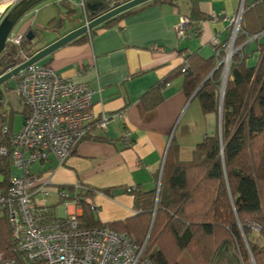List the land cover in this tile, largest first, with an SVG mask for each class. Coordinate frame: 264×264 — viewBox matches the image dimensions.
<instances>
[{
	"label": "crops",
	"instance_id": "1",
	"mask_svg": "<svg viewBox=\"0 0 264 264\" xmlns=\"http://www.w3.org/2000/svg\"><path fill=\"white\" fill-rule=\"evenodd\" d=\"M87 1L43 0L20 18L11 34L17 30L16 35L22 39L29 31L35 32L38 44L34 48L44 47L91 20L87 17ZM242 1L244 12L245 0H151L111 26L101 24L81 40L72 41L40 60L39 65L50 66L59 75L90 87L94 91L92 109L96 116L113 117L105 129L96 128L93 136L79 141L63 164L58 165L51 156L48 161L39 162V169L33 170L31 166V172L49 178L53 188L75 191V186H86L90 191L81 198L96 206L94 214L101 223L123 221L130 227L135 225L138 213L134 209V192L157 189V175H161L171 140L175 139L181 149L191 150L206 134L219 128V117L203 114L197 98L185 94L184 76L176 72L186 65L187 55L214 57V37L227 48L233 33L230 19L238 14ZM246 1L250 10L245 17L242 12L240 26L260 30L264 23V0ZM8 2L0 0V14ZM76 3L82 10L78 18ZM109 3L111 6L112 1ZM59 6L66 10V15H61ZM36 7L42 8L31 14ZM212 14L217 16L216 20L211 19ZM183 16L191 20L192 30L199 29V33L189 30L183 37L177 34L176 27ZM45 18L49 35L40 26ZM239 48L246 66H254L264 48V30L248 36ZM26 54L31 57L35 52ZM6 85L14 88V80ZM157 85L160 92L144 98ZM157 96L162 97L160 102L146 106L154 103ZM10 98L3 97V104L13 112V105L21 101L12 94ZM118 113L123 116H114ZM12 126L13 117L10 133ZM12 171L19 173L13 168ZM129 187L135 191L127 192ZM46 207V213L54 217L64 211L54 193ZM68 207L75 208L73 204Z\"/></svg>",
	"mask_w": 264,
	"mask_h": 264
},
{
	"label": "trees",
	"instance_id": "2",
	"mask_svg": "<svg viewBox=\"0 0 264 264\" xmlns=\"http://www.w3.org/2000/svg\"><path fill=\"white\" fill-rule=\"evenodd\" d=\"M247 2L245 0L244 17L250 10ZM135 8L101 26H111ZM87 17L92 19L94 16L87 12ZM260 28L264 30V23ZM260 30L240 26L234 47H240L248 36ZM33 34L35 37L32 40L26 34L21 39L20 48L26 53L38 50L31 48L38 37L35 32ZM219 49L217 56L215 50V56L209 59L187 55L186 65L183 64L176 73L184 76L187 97H191L201 84L195 98L203 114H218L221 107V132L218 128L206 134L191 150H183L175 139L171 140L161 176L157 175V182L160 180L158 195L156 189L134 192V209L138 213L133 221L135 225L130 227L123 221L101 223L91 210L90 203L81 198L90 190L82 189L74 194L73 188H69L70 197L76 199L83 211L79 217L81 227H105L126 232L139 244L146 239L143 254L150 264H179L166 255L163 244L159 245L165 237H170L179 251L189 250L199 264H242L241 260L250 263V257L258 264H264L262 249L252 241L249 225L253 221H264V189L261 188L264 182V48L257 63L250 67L246 66L240 49L233 54L221 105L222 65L209 75L218 64V59L225 54L226 46L219 45ZM12 50L13 47L8 46L2 51L0 70L21 61L13 57ZM6 88L13 89L10 85ZM159 92L160 86L157 85L144 98ZM161 99L157 96L154 103L146 106L155 105ZM26 113L23 107V117ZM12 117L13 112L4 107L0 92V148L11 149L13 133H10L9 126ZM12 172L8 155L0 153V175L4 177L0 191L8 188ZM45 217L46 221L54 218L49 212ZM219 232L224 233L223 238H219ZM0 252L4 258L20 259L5 215H0Z\"/></svg>",
	"mask_w": 264,
	"mask_h": 264
},
{
	"label": "built area",
	"instance_id": "3",
	"mask_svg": "<svg viewBox=\"0 0 264 264\" xmlns=\"http://www.w3.org/2000/svg\"><path fill=\"white\" fill-rule=\"evenodd\" d=\"M18 1L9 0L1 11L0 20ZM242 12L243 1L238 14L230 19L233 33L225 52L227 64L236 53L234 42ZM211 19L216 20L217 16L212 14ZM176 30L180 37L187 35L192 30L191 20L181 17ZM192 33H199V29L193 27ZM20 43L21 36L9 35L6 47L17 48L14 58L19 55L21 61L6 66L7 70L30 58L20 48ZM212 44L217 56L220 49L215 37ZM13 80V89L27 113L19 132L11 137V149L0 148L1 154L8 155L12 168L19 170V173H11L8 188L0 191V215L7 217L20 259L4 258L0 252V264H150L143 254L146 240L139 244L126 232L81 227L82 210L76 199L70 197V190L53 188L49 178H40L30 169L34 163L46 162L51 156L58 165L63 164L79 141L93 136L96 128L105 129L113 116H96L92 109L94 91L59 75L50 66L35 63L20 71ZM114 116L121 118L123 115ZM124 135L130 144L129 133ZM82 189L88 188L75 186L74 194ZM126 191L132 192L135 188L129 187ZM52 193L64 200L61 202L64 211L46 221V203ZM69 204L75 208L70 210ZM90 208L93 212L97 209L91 203Z\"/></svg>",
	"mask_w": 264,
	"mask_h": 264
},
{
	"label": "water",
	"instance_id": "4",
	"mask_svg": "<svg viewBox=\"0 0 264 264\" xmlns=\"http://www.w3.org/2000/svg\"><path fill=\"white\" fill-rule=\"evenodd\" d=\"M43 0H19L15 5H13L7 13L3 16V18L0 20V55L2 51L6 48V42L11 34L13 28L17 24V22L20 20V18L31 8L42 2ZM109 1L113 0H89L86 2V7L88 8L90 14H92L94 17L83 24L82 26H79L75 28L74 30L70 31L69 33L63 35L62 37L54 40L53 42L45 45L44 47L38 48V50L35 51V54L31 56L28 60L25 62L19 64L18 66L7 70V68L2 69L1 75H0V85L6 84L9 80L14 78L20 71L25 69L26 67L33 65L35 63H38L40 60L45 58L46 56L53 53L55 50L59 49L60 47L71 43L72 41L78 39L82 35L88 33L89 31L93 30L94 28L98 27L99 25L103 24L104 22L116 17L117 15L133 9L135 7H138L142 4H145L151 0H126V1H116L112 3V5L108 9H103L104 5L108 3ZM35 37V35L29 31L27 33V38L29 40H32ZM36 43V42H35ZM222 64V63H221ZM220 63L216 65V67L212 70L210 74L213 73V71L221 65ZM200 86L197 88L196 92L191 96V99L195 97V94L199 90ZM223 92L224 88L222 90V98H223ZM221 132V107L219 111V133ZM162 173V171H161ZM161 176V175H160ZM4 177L0 175V183L3 181ZM160 187V180L157 185L156 192L158 194Z\"/></svg>",
	"mask_w": 264,
	"mask_h": 264
},
{
	"label": "rangeland",
	"instance_id": "5",
	"mask_svg": "<svg viewBox=\"0 0 264 264\" xmlns=\"http://www.w3.org/2000/svg\"><path fill=\"white\" fill-rule=\"evenodd\" d=\"M54 2H58V0H53ZM59 3V2H58ZM76 14L77 16L75 17H79L82 16V10H81V7L78 3H76ZM59 5V4H58ZM42 7H36L34 8L32 11H31V14L32 13H35L36 10L40 9ZM59 9H61V15H66V10L63 9L62 10V6H59L58 7ZM47 18H45V20L43 19V21L41 20V23H40V26L42 27L41 30L44 31V33L46 35H49V29H47ZM46 23V24H44ZM14 34H17V30L14 31ZM44 35V34H43ZM44 35V36H46ZM38 43H35V45H37ZM35 45L31 46V48H34ZM228 48V47H227ZM240 48L237 47L235 48L234 47V51H238ZM226 50V49H225ZM14 52V56L16 54H18V49L17 48H14L13 47V50ZM226 52V51H225ZM18 59H21L19 55H17ZM225 57H226V54H223V56L218 59V64L222 63V69H221V83H220V100H221V97H222V90L225 86V83H226V79H227V76H228V70H229V65H230V62L232 60V57L231 59L229 60L230 62L227 64L226 62H224L225 60ZM217 64V65H218ZM9 82H13V79L9 80ZM0 92L2 93V96L5 98V99H11L10 98V95H14L15 97H17L18 99H20V97L17 95L16 91L14 89H7L4 84L0 85ZM12 97V96H11ZM21 101V99H20ZM221 102V101H220ZM221 105V104H220ZM14 107V110L13 111V126H12V132L14 134L18 133L19 130H20V127H21V122H23V115L20 113V111L23 109L24 105L22 103V101L20 103H18L16 101V104L15 106L13 105ZM219 111L220 109L218 108V114H216L218 117H219ZM219 127V126H218ZM41 167V165L38 163V164H33L32 165V169L33 170H37ZM195 173L192 174V176H194ZM262 185V189H264V182L261 183ZM262 194H264V191H262ZM158 195V194H157ZM2 216V214H1ZM250 234H251V238H252V241L254 243H257V245L262 249V252H261V259L262 261H264V221L262 222H258V221H253V222H250ZM219 238H223L224 237V233L223 232H219ZM162 239V238H161ZM146 240V239H145ZM152 241V240H151ZM154 242H156V240H153ZM246 241V246L248 244L247 240L245 239ZM163 244L162 246H164V252L166 253V255L171 258V260H176L179 262V264H199L198 260L196 259V256H194L189 250H182V251H179L177 248H175V245H174V242L173 240L170 238V237H165L162 239V243H160L159 245ZM242 264H258L256 262L255 259H251L250 257V263L249 261L245 262L243 260H241Z\"/></svg>",
	"mask_w": 264,
	"mask_h": 264
},
{
	"label": "flooded vegetation",
	"instance_id": "6",
	"mask_svg": "<svg viewBox=\"0 0 264 264\" xmlns=\"http://www.w3.org/2000/svg\"><path fill=\"white\" fill-rule=\"evenodd\" d=\"M116 1H118V0H113L112 3L116 2ZM120 1L123 2V1H126V0H120ZM109 7H110V3L108 2V3H106V5H104L103 9H108Z\"/></svg>",
	"mask_w": 264,
	"mask_h": 264
}]
</instances>
